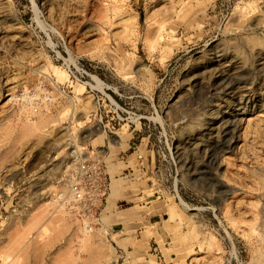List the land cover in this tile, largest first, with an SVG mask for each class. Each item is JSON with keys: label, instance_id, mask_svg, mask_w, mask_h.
<instances>
[{"label": "rangeland", "instance_id": "rangeland-1", "mask_svg": "<svg viewBox=\"0 0 264 264\" xmlns=\"http://www.w3.org/2000/svg\"><path fill=\"white\" fill-rule=\"evenodd\" d=\"M0 264H264V0H0Z\"/></svg>", "mask_w": 264, "mask_h": 264}]
</instances>
